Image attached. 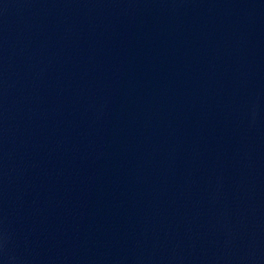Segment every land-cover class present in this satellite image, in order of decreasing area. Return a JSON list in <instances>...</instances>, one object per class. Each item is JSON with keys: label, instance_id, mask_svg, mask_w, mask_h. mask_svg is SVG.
Wrapping results in <instances>:
<instances>
[{"label": "water", "instance_id": "95a60500", "mask_svg": "<svg viewBox=\"0 0 264 264\" xmlns=\"http://www.w3.org/2000/svg\"><path fill=\"white\" fill-rule=\"evenodd\" d=\"M0 264H264V0H0Z\"/></svg>", "mask_w": 264, "mask_h": 264}]
</instances>
